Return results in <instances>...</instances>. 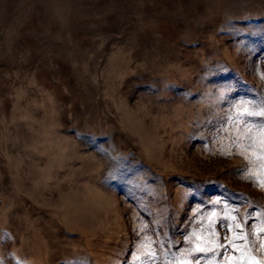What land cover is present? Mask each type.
Listing matches in <instances>:
<instances>
[{
  "label": "rangeland",
  "instance_id": "374dc122",
  "mask_svg": "<svg viewBox=\"0 0 264 264\" xmlns=\"http://www.w3.org/2000/svg\"><path fill=\"white\" fill-rule=\"evenodd\" d=\"M0 264H264V0H0Z\"/></svg>",
  "mask_w": 264,
  "mask_h": 264
}]
</instances>
